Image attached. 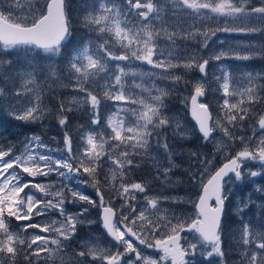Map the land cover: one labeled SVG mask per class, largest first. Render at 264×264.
Returning a JSON list of instances; mask_svg holds the SVG:
<instances>
[{"label":"snow or ice","instance_id":"snow-or-ice-1","mask_svg":"<svg viewBox=\"0 0 264 264\" xmlns=\"http://www.w3.org/2000/svg\"><path fill=\"white\" fill-rule=\"evenodd\" d=\"M81 23L88 38L73 44L66 0H0V106L14 120L43 121L53 109L43 102L45 89L35 75L40 71L49 92L58 84L77 93L52 96L62 142L53 146L36 134L26 136L19 149L0 142V264L21 259L24 264H55L57 259L66 264L64 250L71 248L78 226L96 223L86 218L87 207L68 211L67 205L78 202L101 209L100 224L110 242L85 244L72 253L71 264H196L197 257L226 264L221 221L228 186L264 175V110L256 107L264 105V72L237 76L220 66L217 75L209 72V63L264 57V0H89ZM220 32L258 36L261 43L250 40L203 55ZM190 41L199 47L191 49ZM41 53L48 63L37 66ZM21 55L23 64L16 59ZM144 64L148 71L141 68ZM193 70L199 78L184 102L190 101L203 141L213 144L224 162L215 167V153L212 159L190 153L202 168L192 173L202 192L187 214L163 206L166 200L183 203L180 198L150 195L149 185L130 180V174L139 167L136 157H149L155 178L161 179L162 171L161 183L170 182L175 165L166 130L174 125L173 135L188 132L167 114L166 98L190 82L187 73ZM209 91L222 96L217 115L201 100ZM74 108H84L90 120L75 147L66 115ZM217 131L223 133L219 139L213 135ZM237 141L239 150L230 154ZM153 147L163 149L167 167L153 155ZM53 175L54 181H36ZM76 185L96 188L99 203ZM105 188L112 194L107 200ZM13 219L19 223L13 225ZM241 219L239 264H264V216L257 224ZM145 249L161 255L155 258Z\"/></svg>","mask_w":264,"mask_h":264},{"label":"rangeland","instance_id":"rangeland-1","mask_svg":"<svg viewBox=\"0 0 264 264\" xmlns=\"http://www.w3.org/2000/svg\"><path fill=\"white\" fill-rule=\"evenodd\" d=\"M42 2V0H41ZM89 3V0H68V5L71 11V16H69V18H73L74 19V23H75V28L77 29V31L79 32L78 35H72L71 40L73 44H76L82 40H87L88 38V34H87V30L84 28L83 24L81 23L83 15L86 12V5ZM69 10V9H68ZM68 15H69V11ZM253 41L257 44V46H260L261 43V39L258 36H244V35H237V34H228V33H217L216 36L211 38V41L209 43V48L207 49V56L210 54L211 50H227L229 48V46H233L236 47L237 45H240L242 42L243 43H247L248 41ZM220 41H224L223 44L220 43ZM162 44L167 43L166 40L162 39L161 40ZM43 53H41L39 56L36 57V64L37 66L40 65H44L47 64L48 61L43 59ZM16 59L19 60V62L21 64H23L24 62V58L23 55H21L20 57H17ZM57 63L59 64L60 62V58H56ZM233 65L234 69V73L239 76L241 73H247L250 72L252 70H250V68H254L257 69V73L258 72H264V57H254L250 60H238L235 59L234 57H225L223 59H221L220 61H216V60H211L209 63V72H216L217 75L220 74V66H224V68L231 70V66ZM141 68L144 71H148L150 66L149 65H141ZM260 68H262L263 70H259ZM198 73V72H197ZM252 73H256V71H252ZM199 74V73H198ZM36 80L37 83L41 85V87H43L44 85H46L44 83V71H40L37 72L36 74ZM199 78V75L197 76V79ZM56 79V78H53ZM66 93L64 98H70L74 95H77V93L72 89V88H66ZM208 93L210 94V96H208ZM206 98L204 101H206L209 105L210 108L213 112L214 115L219 114V108H218V104L217 101L222 99L221 95H218L215 92H206ZM45 103V102H44ZM105 103H111L110 101H106ZM46 104V103H45ZM48 105V104H47ZM259 107V106H257ZM188 108V113H189V105L187 106ZM262 108H260L261 110ZM107 115L108 113H105L104 115V119L106 121L107 119ZM176 115H169L172 117H175L177 120H179V122L181 123L182 127L184 129H187L188 135L187 136H176L177 138H180L182 140H190V138H192L194 136V139L196 137L195 133L192 132L191 130V126L189 124V121L185 118H190V115L188 117H186L185 114H181L179 116ZM86 124L84 125V127L81 129L80 133H77L76 138L74 136V134L72 132V138H73V146L75 147L77 144L81 143L80 140V136L82 134V131L89 128L90 127V120L87 119ZM195 125H193L194 127ZM192 127V128H193ZM170 130L174 131V125H170L168 127V129L166 130L167 132H169ZM195 130L196 126H195ZM197 132V131H196ZM250 134V132H249ZM213 135L217 136V138L219 139L220 137L223 136V133L220 131H217L216 133H214ZM42 137V136H41ZM52 137H56L57 140L54 141L52 140ZM62 137L63 134H57V135H50L48 134L47 138L42 137V139L47 142L50 145L55 146L57 141H61L62 142ZM210 145H212L214 147L213 144L209 143ZM107 147V146H106ZM240 144L239 141H237L231 149L230 154H234L235 151L239 150ZM215 148V147H214ZM171 149V147L169 148ZM216 151V150H215ZM171 153V159H172V163L174 165V161H173V153L170 150ZM158 154V151L156 152V156ZM218 155V161L222 164L224 161L221 158L220 154L217 153ZM160 157V156H159ZM158 157V158H159ZM161 159L164 160L165 158V153L163 151V149L161 150ZM167 161V159H166ZM144 163L142 160L139 162V167H136V169H139ZM259 165H255L253 167V170H255L256 168H258ZM176 170L175 167L172 168V171L169 173L170 175ZM202 170L201 166L199 165L195 167V169L192 170L193 172H198ZM134 169L131 171L130 174V180H132L133 175H134ZM104 174L108 175V170L105 169L104 170ZM87 176H82L81 179H86ZM174 178V177H173ZM31 179V178H28ZM125 179H129V177H126ZM207 179V178H206ZM56 180V177L53 176H49L47 178L44 177H36V181L38 182H44L47 183L48 181H54ZM101 180L103 182V176L101 177ZM132 181H136V180H132ZM71 183V182H69ZM196 183V182H195ZM75 187H78L80 189V191H82L85 195H88L90 198H92L93 200L97 201V203H99V197L96 195V188L89 186V185H76ZM231 191L228 197V200L225 202V212L228 213L230 216H234L232 219V224L229 225V227L225 230L222 231V249L225 251L226 256H225V260H226V264H239V252L237 249V239L239 238L240 235V229L242 228V219L241 217L243 216V218L245 220L250 221L252 224H257L258 219L262 216H264V192L262 191H257V188H261L264 189V175L262 176H257V177H246L245 179L241 180V181H237L234 182L233 184L228 186ZM103 193L105 195V199L107 200L108 197L110 195H112L107 188H105V190H103ZM150 195H160V196H167V197H178L180 198V200L184 201L183 203H179V202H172L171 200H166L163 202V206L170 208V209H176V210H182L179 206L177 205H181L184 209L182 210L183 212H187L189 210V207L191 208L193 206V204L191 202L196 201L198 198H189L186 193L180 194V195H161V194H157L154 192L149 193ZM247 203L248 207L244 209L243 213H240L237 211L238 207L243 206V204ZM83 207H87L88 208V213L85 214L86 218L88 220H94L96 221V223L94 224H83V225H79L78 226V230L76 233V236L74 237L73 241L70 242L71 243V248H66L64 250V252L67 254L65 256V262L66 264H71V260L69 259L72 256V253L74 251H80L83 250V246L87 243H95V242H99L101 244V246H105L107 245L110 240L107 238V236L104 234V232L102 231V227L100 224V212L101 209L99 207H93L92 205H88L84 202H78L76 204H69L67 205V209L70 212H78L81 208ZM191 211V209H190ZM189 213L187 214H190ZM37 220H43L44 217H37ZM238 220V222H237ZM17 221H15L14 219L12 220V224L16 225ZM95 227V231H92L91 228ZM35 230L30 229L29 232H32ZM101 232V233H100ZM41 235H45L44 233H40ZM24 235H27L26 233ZM69 243V242H66ZM51 246V245H50ZM142 247V246H141ZM153 250L151 249H145V252L155 258H158L160 254L156 255L153 254L152 252ZM42 255H47V253H42ZM89 259H91L89 257ZM217 261H219V258H216ZM22 260V259H21ZM200 261V262H199ZM19 264H24V261L22 260L19 261ZM40 264H44L43 261L40 262ZM49 264H52L51 261H49ZM55 264H61V261L59 259H57L55 261ZM170 264V262H169ZM196 264H207V261H203V257H197L196 258Z\"/></svg>","mask_w":264,"mask_h":264},{"label":"trees","instance_id":"trees-1","mask_svg":"<svg viewBox=\"0 0 264 264\" xmlns=\"http://www.w3.org/2000/svg\"><path fill=\"white\" fill-rule=\"evenodd\" d=\"M69 16H71V11L68 5V0H66ZM74 19L70 18V25L72 28V35H78L79 32L74 27ZM181 44V47L184 46L185 42H179ZM188 47L191 49H197L199 45L195 41L187 42ZM202 54L207 56V49L202 50ZM234 64L231 66V70L234 73ZM252 71H256L257 69L250 68ZM259 70H263L260 68ZM180 71V70H177ZM250 71V72H252ZM199 74L197 71L193 70L189 73H187V79L190 81L188 84L181 83L178 86L175 87V90L172 91V93L166 98V104H167V114L168 115H181L182 113L188 115L189 113L187 106L189 105V101L187 103L184 102V98L188 97L190 93L192 92V84L195 83L197 80V76ZM157 83H161L160 81H157ZM171 86V85H169ZM43 88L45 89L42 93L43 102L48 104V107L53 109L51 113L46 114V118L43 121L37 122V123H24L21 121L14 120L11 118L7 111L3 109L2 106H0V142L3 143H14L17 145V148H22L21 141L24 140L26 136L36 134L40 135L44 138H47L48 134L50 135H57V134H63V131L61 130L57 120L55 119V109L58 106L57 99H53L52 96L55 94L58 98H64L66 91V88L58 85V84H52V90L51 92L48 91L47 85H44ZM220 95L219 93H217ZM208 96L210 94L208 93ZM205 99L206 95H205ZM259 106V107H257ZM257 110H264V105H257ZM66 115L68 116V130L69 132H72L76 138L77 133L81 132V129L86 124V120L88 119V112L84 109H75L71 112H67ZM189 121V124L191 126L192 132L195 133L196 137L194 139V136L190 138V140H182L180 138H177L176 135H173V130L169 129V132H167V143L169 144V148L171 147L173 155V161H174V167L176 170L170 175V182L161 183V180L163 179V173L161 171L160 176L161 179H156V170L154 168V161L150 159L149 157H136L135 159L137 161H143V165L136 169L134 168V175L132 180H136V182H144L147 183L150 187V191L157 193V194H166V195H180L183 193H186V195L189 198H197L199 197L201 193V185L199 180L193 182L192 180V170L195 169V167L198 166V156L201 154L204 156H207L209 159L213 158V154L215 153V159H213V166L218 167L221 163L218 161V155L215 151L216 149L210 145L209 143H206L203 141V139L199 136L197 130H195V126L193 127V122L190 118H185ZM193 127V128H192ZM161 149H157L153 147L152 152L153 155L156 156V152L158 151L157 158L159 160V163L163 165L164 167L168 166V161L166 159H161ZM197 153L198 156H191L190 153ZM174 177V178H173ZM207 174H205L204 180H206ZM105 190V189H103ZM191 209V211H190ZM190 214L194 211L193 206L190 208L186 213ZM234 216H230L228 213L225 212L223 222H222V229L225 230L229 227L230 224H232V219ZM238 222V220H237ZM22 262V260H20Z\"/></svg>","mask_w":264,"mask_h":264},{"label":"water","instance_id":"water-1","mask_svg":"<svg viewBox=\"0 0 264 264\" xmlns=\"http://www.w3.org/2000/svg\"><path fill=\"white\" fill-rule=\"evenodd\" d=\"M205 97V96H204ZM204 97H202L201 98V100H203L204 99ZM190 107H191V105H190V101H189V115H190V118H191V120L193 121V123L196 125V122H195V120L192 118V115H191V111H190ZM197 127V126H196ZM198 129V128H197ZM199 132V131H198ZM200 134V133H199ZM201 135V134H200ZM202 192V191H201ZM214 202V201H213ZM213 202H211V203H213ZM222 220H223V217H222ZM221 224H222V221H221ZM104 230V229H103ZM106 233V232H105Z\"/></svg>","mask_w":264,"mask_h":264},{"label":"flooded vegetation","instance_id":"flooded-vegetation-1","mask_svg":"<svg viewBox=\"0 0 264 264\" xmlns=\"http://www.w3.org/2000/svg\"><path fill=\"white\" fill-rule=\"evenodd\" d=\"M161 195H166V194H161ZM198 198V197H197ZM177 206H179L182 210L184 209L181 205H177ZM178 211H180V210H178ZM91 230L92 231H95V227H92L91 228ZM103 231V230H102ZM101 233V232H100ZM105 234V233H104ZM106 235V234H105ZM108 238V237H107ZM109 239V238H108ZM110 240V239H109ZM153 252V254H155L156 255V252L155 251H152ZM157 254H160L159 252H157ZM157 256V255H156Z\"/></svg>","mask_w":264,"mask_h":264}]
</instances>
